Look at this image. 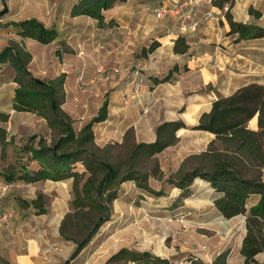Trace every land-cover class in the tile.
Segmentation results:
<instances>
[{
    "label": "crops",
    "instance_id": "obj_1",
    "mask_svg": "<svg viewBox=\"0 0 264 264\" xmlns=\"http://www.w3.org/2000/svg\"><path fill=\"white\" fill-rule=\"evenodd\" d=\"M77 1L9 0L10 12L15 16V21L36 17L47 27H55L60 32L61 38L50 43L57 46L53 54V50L48 48L49 44H42L33 38L21 39L23 37L18 34V29L10 25L0 29V51L12 41L21 42L33 55L29 69L36 77L52 79L63 72L67 74L66 101L63 108L74 119L76 130H80L96 116L103 103L108 100V118L93 127L95 141L100 146L110 142H122L129 130H133L138 142H154L157 139L156 129L162 122L183 121L187 128L177 131L178 142L158 154L159 159L163 155L164 157L168 155L172 159L174 163L168 165V172L176 173L186 157L205 151L215 138V134L209 131L192 129L199 123L203 113L211 111L214 101L220 95H231L248 84H264V38L236 42L237 35L229 34L231 28L225 17V10L213 5L212 0L204 1L202 9L211 10L217 18L205 21L196 31L185 32L173 31L169 27L166 29V24L164 26L155 22L153 13L155 4H167L172 0H127L116 3L113 8L106 11V17L108 18L110 14L112 18L121 19L120 30H114L116 34L113 33L102 41L95 42L94 39L88 38L81 45L83 47L103 45L106 48L103 52L106 61L132 63V65L136 64L138 69L130 71L126 67L121 68L119 73L103 72L95 79L90 76L89 66L86 65L84 76H81L80 80L78 72L82 70L83 66L80 67L79 63L82 60L78 55L71 56L65 53L60 46H63V43L73 45L76 40L74 35L82 29L81 22L95 26L96 31L103 29L98 27L97 21L91 17L71 15L72 7ZM32 6L35 10L31 9ZM251 10L260 11L261 16L256 17ZM231 12L236 21L264 26V0H235ZM67 27L69 32L66 30ZM179 35L187 39L189 49L186 53L174 51L175 40ZM5 36L8 37V41L2 44ZM155 40L161 45L141 57L138 48L148 47L145 42ZM116 49H118L117 53ZM83 53L84 51H81V55ZM176 65L179 69L174 72L172 82L160 84L153 82L154 77L160 78L168 74ZM52 71L55 72L50 74ZM72 74H75V80H70ZM14 76L15 71L9 63L0 69V90L10 88L7 97L10 100V108L0 107V111L18 112L13 109V98L17 87ZM160 164L162 165L161 159ZM161 168L167 176L163 165ZM78 169L83 171L84 165L78 163ZM0 184L4 183L0 180ZM17 184L15 186L29 187L33 195L11 192L15 194L7 195L8 198L15 199L21 196L24 199L31 197L28 200H33L39 195L47 194L49 187H55L58 196L47 213L37 214L35 213L37 209H24V213L18 216L19 220L15 219L7 226H0V264H64L76 247L75 242L66 240L60 233L61 222L70 211L73 199V179ZM131 191L145 195L148 198L143 200L146 204H152L153 201H159V198L164 197L166 200H160V203H163L161 205L173 210L179 207L190 208L189 203L193 199L204 198L205 193L213 196L211 204L215 207L214 201L220 196L208 181L197 178L191 186L192 193L184 200V204L173 207L174 201L182 192L181 189L172 187L171 191H167L166 196H148L140 192L133 181H127L123 183L120 197L115 203L120 207V210L117 208L116 210L120 212L114 213L110 225L124 218H128L130 224L139 223L138 210L141 206L134 204L129 198ZM258 199V195L252 196L251 205ZM44 207L47 208L45 205ZM129 207L137 210L129 212ZM27 210H33L34 213L30 214ZM29 214L32 217H28ZM29 218L31 220H27ZM126 224L128 223L120 226L115 233L120 236L118 243L120 247L140 249L136 242L145 239L148 244L146 250L162 253L164 249L162 246L159 251L153 249L156 246L153 244V241H157L156 238L143 236L137 225ZM244 230L245 235V216ZM103 233L96 235L69 264H84L86 250ZM111 234H114V231L111 230ZM107 237L108 235L103 237L95 247L100 250L108 248L112 241ZM242 241L237 251H230L229 264L234 262L245 264L241 254ZM221 251L223 250L217 251L216 255ZM197 256L207 262H211L215 257L210 259L204 255Z\"/></svg>",
    "mask_w": 264,
    "mask_h": 264
},
{
    "label": "trees",
    "instance_id": "obj_2",
    "mask_svg": "<svg viewBox=\"0 0 264 264\" xmlns=\"http://www.w3.org/2000/svg\"><path fill=\"white\" fill-rule=\"evenodd\" d=\"M127 0H78L71 15H85L95 19L98 27H110L106 11L118 2ZM235 0H212V4L225 10L230 25V35H237L235 41L264 38V26L236 21L231 12ZM227 7V9H226ZM256 17L260 11L251 10ZM0 12V19L6 14ZM23 38H33L42 44L59 41L60 32L47 27L36 17L11 22ZM1 26V24H0ZM161 45L157 40L143 48L144 56ZM187 39L179 35L174 51L186 53ZM33 58L21 42L12 41L0 51V69L9 63L17 83L13 98V109L35 113L43 117L57 139L47 144L40 136L37 146L27 148L29 163L14 165L10 170L0 171V179L6 184L35 183L39 181H62L73 179L74 212H68L62 220L60 233L66 240L76 243L71 256L64 262L69 264L92 241L101 226L111 220L113 204L120 197L121 185L133 181L136 187L149 195L166 196L164 189L151 186L152 178L165 180L182 190L173 207L184 204L197 178L208 181L220 194L214 201L217 210L227 219L245 216L246 233L241 245L245 264H263L257 255L264 251V84L251 83L231 95H220L210 112L201 115L199 123L192 129L205 130L215 134L208 148L185 158L176 173L166 177L161 168L158 154L178 142L176 135L181 128H187L183 121H164L156 129L154 142H138L133 130H129L122 142H110L100 146L95 141L94 125L108 118L109 102L106 100L98 114L80 130L74 127V119L63 108L66 101L65 82L67 74L55 78L41 79L33 75L29 64ZM174 66L163 77H154L155 84L172 82ZM257 117V120L256 118ZM3 121L8 115L0 113ZM253 127L249 126V122ZM6 130L0 127V140L5 139ZM36 137V136H34ZM33 137V138H34ZM124 150V151H121ZM116 151L118 152L117 154ZM35 164L32 166V164ZM78 163L84 170L78 169ZM141 196H145L140 194ZM258 195V201L249 205L250 198ZM42 195L33 200L18 196L22 209L34 208L38 214L47 213L42 204ZM95 214L96 219L90 217ZM90 217V218H89ZM86 230L82 239L72 235L73 228ZM230 249L215 255L211 262L192 255L190 264H229ZM175 264L171 257H164L150 250H135L123 247L112 254L103 264Z\"/></svg>",
    "mask_w": 264,
    "mask_h": 264
},
{
    "label": "rangeland",
    "instance_id": "obj_3",
    "mask_svg": "<svg viewBox=\"0 0 264 264\" xmlns=\"http://www.w3.org/2000/svg\"><path fill=\"white\" fill-rule=\"evenodd\" d=\"M10 3L9 0H0V12H7L0 19V29L9 27L11 25V22L15 21V16L10 12ZM155 5H158V3H156ZM20 6L22 7V3ZM31 9L35 10L33 6ZM110 20H113V23L110 25V27L102 28L104 31H96L95 26L92 27L89 23L81 22L80 25L82 26V29H80L74 35V39L76 40L74 41L73 45L63 43V46H60V48L63 49L65 53H68L71 56L78 55L79 59L82 60L79 62L80 67L83 66L82 70L78 72V77L80 78V80L81 76H84V67L86 65L89 66L90 76L95 79L99 74L103 72L107 73L108 71H114L116 73H119L121 68L126 67H128L130 71H135L138 69V66L136 64L132 65V63L126 64L120 63L118 61H106V57H103V52L106 51V48L103 45L98 44L92 47H83L81 45L82 42H85L88 38H92L96 42L97 40L102 41L104 38L112 35L113 33L116 34L114 30H120L121 19L115 17L112 18L109 14L107 21ZM155 22L159 24H164V26L166 24V29L168 27H172L171 20L158 21L155 17ZM111 28L113 30H111ZM66 30L67 32L70 31L68 27L66 28ZM67 36L69 37L70 35ZM7 38L8 37L6 36L3 37L2 44L8 41ZM150 38L154 39L153 37ZM145 43L148 44L149 47L152 42ZM48 46L49 49L51 48L53 50V54H55V51L57 49L56 44H49ZM148 47L142 46L138 48V54L143 57V48ZM111 49L114 50L113 48ZM117 50L118 49H116V53ZM81 51H84L83 55H81ZM112 52L115 53V50ZM54 72L52 71L50 72V74H53ZM165 75L166 74L162 75V77ZM75 78V74L70 75V80H75ZM9 91L10 88L7 87L3 90H0L1 108H10V100L7 98ZM0 113L8 115V119L6 121H3L0 118V127L6 130L5 139L0 140V171L10 170L14 165H18L20 163H29L30 161L29 155L27 153V148L32 145L37 146L39 143L40 136H44L47 144H53L56 141L55 139H57L55 133L49 128L47 121H45L43 117L35 113H19L11 111H0ZM249 126L251 128H254L253 123L251 121L249 122ZM121 151L116 152L117 154H119L118 152ZM160 159L167 173L166 177H168L170 175L168 172V165L174 162H172V159L168 155H166V157H164L163 155ZM174 167L176 166L174 165ZM262 176L264 178V170L262 172ZM0 180L4 184H6L4 178H1ZM150 183L151 186L156 190L164 189L166 195L167 191H171V188L173 187L167 182V178H165V180L152 178L150 180ZM4 184H0V207H13L15 209V215L11 221L15 219L19 220L20 218L18 216L24 213V209L21 208L19 204L20 202L18 201L17 197L15 199H11L10 197L8 198V196L11 194H15L11 192H19L22 195L31 196L33 194H31L29 187L15 185L5 187ZM122 185L120 188H122ZM56 190L57 189H55V187H49L48 193H43L44 195H42V204L43 206L45 205L47 207V210L52 207V203L58 196ZM38 191L39 190L37 189L36 192ZM144 194L152 196L148 193ZM129 195V198L134 201V204L141 206V208L138 210V215L140 217L139 223L130 224L128 218H124L123 220L121 219V221H116L115 223L110 225V221L113 220L112 217L114 213L120 212L116 210V208L120 210V207L118 205H115V201L113 204V214L111 216V220L107 221L101 226L100 231L96 235H98L99 233H104L101 234L95 240L94 244H92L91 247L86 250L84 264H103L109 259L112 254L116 253L121 248H123L118 245L120 241V236L115 233L118 231V228L122 225H125V223H128L126 224L128 226L137 225L138 229L142 231L143 236H147L148 238L152 237L153 239L156 238L157 241H153V244L156 245L155 248H153L154 251H159L162 246V248L164 249L162 253H159L158 255H162L164 257H171L174 260L175 264H190L189 259L193 254L204 255L205 257H209L211 259L213 256L216 255L217 251L219 250L230 249V251H237L244 237V215H239L231 219L223 218L217 208L211 204L213 196L208 193L204 194V198L193 199L189 203L191 204L190 208L179 207L176 210H173L172 208L169 209L168 207L161 205L163 203H160V200H166V198L164 197L159 198V201L156 199L157 201H153L152 204H146L143 201L148 199L146 198V196H141L139 193H134L132 191ZM73 197L74 195L72 190V198ZM26 198L30 199L31 197ZM252 202L253 201L249 202L248 206H251ZM172 206H174V204ZM128 209L130 210L129 212H134L133 210H137L133 209V207H129ZM28 212H30V214L34 213L33 210H30ZM69 212H74L72 201L70 204ZM30 214L28 217H32V215ZM90 217L96 219L97 216L95 214H92L90 215ZM27 220L31 219L29 218ZM11 221L9 223H11ZM1 225L2 224H0V226ZM2 226H7V224H3ZM111 230L114 231V234H111ZM85 233L86 230L82 229L80 226H77L73 228L72 235H74L76 239H82L85 236ZM106 235H108L107 239H111V245L103 250H100L99 248L95 247L102 241V238ZM145 242V239L137 241L136 245H138L140 249L135 250H146L145 247H148V244L147 242ZM173 247L175 249H173ZM257 259L264 264V251L257 255ZM234 264H236V262H234Z\"/></svg>",
    "mask_w": 264,
    "mask_h": 264
},
{
    "label": "built area",
    "instance_id": "obj_4",
    "mask_svg": "<svg viewBox=\"0 0 264 264\" xmlns=\"http://www.w3.org/2000/svg\"><path fill=\"white\" fill-rule=\"evenodd\" d=\"M204 1L207 0H172L167 4L156 5L153 13L158 21L171 20L173 31H196L205 21L217 18L211 10L202 9ZM14 215L13 207H0V224H8Z\"/></svg>",
    "mask_w": 264,
    "mask_h": 264
},
{
    "label": "water",
    "instance_id": "obj_5",
    "mask_svg": "<svg viewBox=\"0 0 264 264\" xmlns=\"http://www.w3.org/2000/svg\"><path fill=\"white\" fill-rule=\"evenodd\" d=\"M256 119H257V117H256ZM258 127V126H257Z\"/></svg>",
    "mask_w": 264,
    "mask_h": 264
},
{
    "label": "bare ground",
    "instance_id": "obj_6",
    "mask_svg": "<svg viewBox=\"0 0 264 264\" xmlns=\"http://www.w3.org/2000/svg\"><path fill=\"white\" fill-rule=\"evenodd\" d=\"M256 118V117H255ZM257 120V119H256Z\"/></svg>",
    "mask_w": 264,
    "mask_h": 264
}]
</instances>
